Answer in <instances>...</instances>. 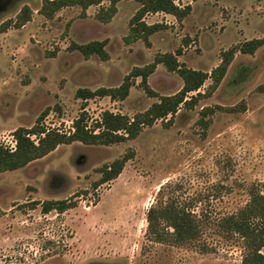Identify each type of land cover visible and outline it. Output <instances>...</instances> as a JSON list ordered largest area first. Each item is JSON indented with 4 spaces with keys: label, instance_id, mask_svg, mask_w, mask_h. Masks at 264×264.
<instances>
[{
    "label": "rangeland",
    "instance_id": "1",
    "mask_svg": "<svg viewBox=\"0 0 264 264\" xmlns=\"http://www.w3.org/2000/svg\"><path fill=\"white\" fill-rule=\"evenodd\" d=\"M42 3L0 2V25L13 21L0 35V143L8 147L15 130L33 127L46 109L44 125L65 133L83 108L92 128L105 111L133 117L147 110L159 98L148 96L141 78L125 100L85 101L77 92L119 86L159 53L181 50V63L211 73L225 51L264 38V0H181V7H192L186 18L151 13L146 23L162 29L149 42L134 43L127 37L141 6L136 1L120 2L109 24L96 18L108 2L86 12L64 8L54 19L40 14ZM24 6L32 19L16 27ZM92 40L108 41V61L71 49ZM148 82L160 95L183 87L178 73L163 64ZM211 84L205 83L193 108L146 126L135 139L103 147L60 145L25 168L0 173V264H242L243 241L219 225L250 202L253 185L264 183V46L253 55L236 52L222 84L215 90ZM127 153L133 158L120 176L96 186L100 168ZM53 173L66 178L57 191L48 186ZM76 195L75 208L43 212V202ZM166 203L198 216L197 241L175 245L151 238L147 213Z\"/></svg>",
    "mask_w": 264,
    "mask_h": 264
},
{
    "label": "trees",
    "instance_id": "2",
    "mask_svg": "<svg viewBox=\"0 0 264 264\" xmlns=\"http://www.w3.org/2000/svg\"><path fill=\"white\" fill-rule=\"evenodd\" d=\"M2 0H0L1 2ZM122 1H136L141 6L130 21L131 31L127 37L129 43L139 40L149 42L152 35L159 32L163 25L148 24L145 21L151 13L164 12L175 16L179 20L186 18L192 11L190 5L180 7V0H43L40 14L48 19H54L58 12L64 8L79 6L86 12L92 6L102 5L108 2V6L102 7L96 18L103 24H109L118 13V4ZM33 11L29 6H24L17 16L14 25L23 27L31 21ZM13 21L8 20L0 25V35L11 28ZM107 40H92L86 43H73L71 49L79 52L85 59L98 56L103 61L110 59L107 50ZM264 46L263 39H252L238 47L225 51L222 62L211 73L195 70L181 63L176 53H159L152 63L143 67H135L127 75L123 83L116 87H101L97 90L80 88L77 97L85 101L97 97H110L114 100L128 98L131 88L135 85V79L141 78V86L149 97H158L159 100L150 108L135 114L128 115L105 111L100 121L92 128L87 124L85 108L81 116L74 121L73 129L69 133L57 129L47 128L43 121L48 116L50 109L43 111L33 127H19L14 132L16 148L11 150L7 145L0 143V173L25 168L29 164L40 160L60 145H69L80 142L85 146H111L137 138L146 126H153L158 120L170 121L178 114L181 108H193L199 91L205 83L211 79V89H217L225 79L236 52L255 54ZM163 64L170 72H176L183 80L180 91L171 95H160L149 84V77L156 71L158 65ZM197 93L198 96L191 95ZM169 121V122H170ZM37 137V141L33 139ZM133 158V153H127L122 158L105 164L100 168L102 177L96 186H100L115 180L123 172L125 165ZM66 178L62 174L53 173L49 180V189L57 191L64 187ZM162 191V190H161ZM160 191V192H161ZM66 200H47L42 203L44 213L58 211L64 213L76 207V198ZM250 202L237 213L221 219L220 227L229 237L237 236L244 243L245 255L242 264H264V183L253 185L250 189ZM39 203H34V206ZM148 234L158 243L166 241L175 245H187L198 240L201 234L202 221L191 210L177 207L174 203H166L159 207L152 206L147 213ZM172 229V231H171Z\"/></svg>",
    "mask_w": 264,
    "mask_h": 264
},
{
    "label": "built area",
    "instance_id": "3",
    "mask_svg": "<svg viewBox=\"0 0 264 264\" xmlns=\"http://www.w3.org/2000/svg\"><path fill=\"white\" fill-rule=\"evenodd\" d=\"M11 150H14L16 148V141H15V144L12 145L11 147H9Z\"/></svg>",
    "mask_w": 264,
    "mask_h": 264
},
{
    "label": "crops",
    "instance_id": "4",
    "mask_svg": "<svg viewBox=\"0 0 264 264\" xmlns=\"http://www.w3.org/2000/svg\"><path fill=\"white\" fill-rule=\"evenodd\" d=\"M180 1H181V0H180ZM180 1H178V5H179V6H180V4H179ZM180 7H181V6H180ZM160 13H164V12H160Z\"/></svg>",
    "mask_w": 264,
    "mask_h": 264
}]
</instances>
